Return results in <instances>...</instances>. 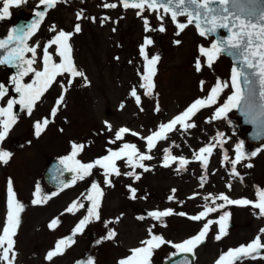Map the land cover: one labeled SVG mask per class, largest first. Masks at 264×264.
<instances>
[{
	"label": "rangeland",
	"instance_id": "1",
	"mask_svg": "<svg viewBox=\"0 0 264 264\" xmlns=\"http://www.w3.org/2000/svg\"><path fill=\"white\" fill-rule=\"evenodd\" d=\"M38 2L39 0H27L18 10L25 12L28 8L35 9ZM105 3H116L117 7L104 8ZM21 12H11L9 18L0 21V38L8 34L6 27H12L17 22L15 17ZM81 12L82 18L77 20V13ZM136 12V9H124L119 0H67L49 9L37 33L28 41L29 45H40L37 49L39 61L44 43L55 35L49 31L51 26L71 32L74 25L79 23L81 31L74 33L70 40L72 57L78 70L85 73L88 83L85 86L84 79L76 77L71 86H68L70 77L65 74L57 78L58 82L44 94L31 115L19 105L13 108L17 123L0 145L13 153L7 164H0V231L6 218L9 179L16 198L25 205L20 225L13 237L16 252L13 264H78L89 257L94 264H119L120 260L131 254L130 249L140 247V242L149 238V228L153 234L161 235L165 240L181 243L196 235L207 220H216L227 211L230 213L227 235L217 241L215 236L218 225L213 224L205 242L194 250V264H215L223 252L249 243L264 228V217H259L258 210L251 206L228 205L210 213L201 221L187 218L203 211L205 204L214 206L211 200H204L209 194L216 196L224 193L231 199L255 200L256 190H264V151L259 152L255 159L251 157L238 164L236 176L231 174V164L223 161L225 151L229 160L234 158V146L240 141L244 142L248 153L262 148L259 143L247 142L237 131L235 109L225 119L206 122L210 120L216 107L231 95V87L224 89L216 105L201 109L192 118L190 122L196 127L181 131L178 126V130L169 133L168 139L157 143L156 148L149 153L153 159L144 161L150 171L144 172L139 168L135 170L140 175L139 180L122 174L110 177L112 185L107 186L103 182V170L97 167L92 170L91 176L78 180L65 190H55L43 182L42 172L46 159L69 155L73 142L85 145L77 156L83 163L107 155L109 148L118 149L124 142L134 143L142 152L146 151L145 141L131 134H126L124 140L115 144H110L109 140L114 139L115 130L120 127H127L140 136H147L157 130L161 123H167L182 113L196 99L206 97L217 79L230 85L232 63L222 54L212 68L202 63L200 72L195 69L196 60L199 58L203 62L205 59L200 56L199 47H210L211 37L200 36L193 24L176 35L177 28L171 16L163 14V10L157 13L145 9L140 16ZM158 14L163 15V20L157 19ZM104 17L107 19L103 20ZM92 18H95V22ZM145 18L154 31L145 32ZM177 21L186 23L187 18L178 16ZM162 24L165 31L160 32ZM146 37L153 41L146 47L149 58L155 55L160 57L150 96H145V90L140 88L145 65L140 47ZM176 40L180 43H174ZM54 48L55 46L50 51L54 52ZM54 58L59 61L58 57ZM34 67L40 68L41 64L38 62ZM15 71L7 66L0 67V83L10 88L5 98L0 100V107L6 106L7 99L12 96L18 99V94L9 83ZM201 81L205 82L203 91ZM24 82H31L30 77H25ZM61 84L67 89L64 92L65 100L57 115L51 117V108L62 92ZM133 88L141 98L139 106L130 95ZM157 107L159 111L156 110ZM44 118H48L50 123L37 137L34 124ZM106 121L112 125L113 131L107 130ZM218 132L224 134L226 143L223 149L218 147L222 150L220 153L213 152L205 170L199 161L193 159V153L209 143ZM165 148H170L172 155L184 157L190 163L182 171L177 170L178 161L171 163L169 167H163ZM248 163L253 166L245 167ZM117 165L121 173L132 171L124 161H118ZM202 176L205 179L201 187ZM94 181L103 191L100 219L91 221L83 232L72 236L73 228L87 214L90 206V201H85L82 197V189ZM37 185L41 195L51 196L54 192L58 194L51 196L46 203L33 205ZM130 189L136 190L135 198ZM170 195L174 196L172 201L168 200ZM74 201L84 204V207L75 214L67 213L65 209ZM169 208L174 213L184 212L187 216L171 215L156 221L142 215L144 210L163 211ZM54 218L59 219V224L50 229L49 223ZM109 230L116 235L112 239H105ZM66 237H71L74 242L62 255L51 261L46 260L47 253L55 248L57 241ZM261 239L264 242V235ZM175 252L176 249L169 244L162 245L155 250L152 263H162ZM242 264H264V259H246Z\"/></svg>",
	"mask_w": 264,
	"mask_h": 264
},
{
	"label": "snow or ice",
	"instance_id": "2",
	"mask_svg": "<svg viewBox=\"0 0 264 264\" xmlns=\"http://www.w3.org/2000/svg\"><path fill=\"white\" fill-rule=\"evenodd\" d=\"M0 21L10 17V8L20 7L26 3L27 0H0ZM67 2V0H39V5L43 6V11H34V16L30 24L26 27L12 28L9 30L6 38L0 39V65L15 69V73L11 75L9 83L13 86V90L18 94V99H7L6 106L0 107V145L6 140L12 127L17 123V115L13 112L15 105H19L22 110H25L28 115L33 113L37 103L41 100L44 94L57 83V78L65 74L70 77L68 79V86H71L72 80L76 77L84 79L85 86L87 85V77L85 73L78 70L72 57V46L70 40L74 33L81 31L79 23L74 25L71 32L63 29L57 30L56 26L50 27L49 31L55 35L43 45L42 56L37 59V49L40 45H29V39L35 35L43 21L46 12L49 9L56 7L60 3ZM119 3L124 9H136V14L140 16L145 9L163 14H170L172 22L177 28L176 35H179L185 28L191 24H195L198 34L202 37L215 35L218 30L223 29L227 35L215 39L211 46L205 48L199 47L200 56L204 57L202 62L199 58L196 60L195 69L200 72L202 63L207 67L212 68L214 62L221 54H227L234 59V66L231 71V83L223 82L217 79L214 86H212L206 97L196 99L190 104L182 113L175 116L167 123H161L157 130L152 131L147 136H140L136 131L127 127H120L115 130L114 139H110V144H115L117 141H122L126 134H131L134 137H139L146 143V151H141L136 144L124 142L118 149L113 150L109 148L107 155H103L96 160L83 163L77 159V156L84 150V144L72 143L71 152L69 155L60 159V164L64 166V170L73 173L72 184L77 180H84L86 177L92 175V170L99 167L103 170L104 184L112 185V176H132L136 180L140 179V175L136 173V169H143L144 172L150 171V168L145 165L144 161L152 160L153 156L149 153L156 148L159 141L168 139L169 133L179 130L187 131L196 127L192 122V118L204 108L216 105L220 94L225 88L231 87V95L224 100L223 104L216 107L211 120L225 119L227 114L233 109H239L244 115L249 118L250 123L258 125L264 130V0H119ZM104 8H116V3H105ZM178 16H186L187 22L181 23L177 21ZM77 20L82 18V12L77 13ZM95 22V18H92ZM104 17L103 20H106ZM157 19L163 20V15L157 16ZM103 22V21H102ZM145 32L154 31L150 28L149 21L144 19ZM160 32L165 31L163 24L159 28ZM153 41L150 38H145L143 45L140 47V54L145 60L144 71L141 76L142 83L140 88L144 89V95H152L153 77L156 75V64L160 57L158 55L149 58L146 47L151 45ZM174 43L179 44L176 40ZM54 48V52L50 49ZM30 53L28 56L26 54ZM54 57H58L57 62ZM41 64L40 68L34 67L37 63ZM25 77H30L31 82L25 83ZM204 81H201V90H204ZM61 95L55 100V104L51 108L50 116L55 117L60 106L64 103L66 87L61 84ZM8 87L4 83H0V100H3L8 94ZM130 95L135 98L137 106L141 103V98L137 95V91L133 88ZM123 107V105H121ZM159 111V108L156 109ZM50 120L44 118L36 121L34 124L35 135L39 137L49 125ZM105 127L109 132L113 131V127L107 121ZM223 133H217L215 137L210 140L205 146L199 148L193 153V159L199 161L201 167L205 170L208 167L209 158L213 154V150L217 147L223 149L226 141L223 139ZM178 147V145H175ZM163 156V167H169L171 163L178 161V171H182L190 163L184 157H177L171 154L170 148H165ZM264 151V148H258L250 153L245 151L244 142L240 141L234 146V158L229 160V156L225 151L223 154V161H228L231 164V174L238 175L236 166L242 161L255 157L259 152ZM13 153L9 150L0 147V164H7L12 158ZM118 161L124 163L132 169V171L121 173L117 165ZM245 167L251 168V163L245 164ZM205 177H201V187ZM70 186L61 182V190ZM229 189L231 185H228ZM132 197L135 198V189H130ZM175 192V189L172 190ZM58 193L54 192L51 196ZM256 199L249 200L247 198L231 199L228 195L220 193L216 196L209 194L204 197L205 201L211 200L214 206L205 204L203 211L196 215L187 216L184 212L174 213L171 208L163 211H151L148 216L156 221H161L162 218L171 215L187 216L192 221H201L210 214L224 209L228 205L247 207L251 206L258 210L259 217H264V190H256ZM51 196L41 195L39 185H37L34 193L33 205L46 203ZM103 191L98 183L92 182L91 188L85 197L90 201V206L87 208V214L79 220L72 230V236L83 232L85 226L93 220L100 219V206ZM174 199L173 195L168 197L169 201ZM216 201L223 203L217 204ZM7 212L5 222L0 231V262L3 264H13L16 258L14 251L15 241L13 237L17 233V229L21 222V213L24 211L25 205L17 198L13 191L12 181L9 179L7 184ZM84 204L74 201L68 208L65 209L67 213L75 214ZM257 214V213H254ZM230 213L224 211L216 220H207L203 224L200 231L184 240L181 243H173L165 240L163 236L153 234L152 229H148L149 238L140 242L141 246L130 249V255L119 261V264H152V257L155 250L161 248L162 245L169 244L176 249V253H186L194 255V250L203 244L210 231V226L218 225V233L215 239L219 241L227 235L228 221ZM118 219V218H117ZM143 219V217H138ZM108 223V222H106ZM59 224V219L54 218L49 223V228H55ZM116 233L109 230L105 239H112ZM262 235H264V228H261L259 234L249 243L242 244L236 248H230L223 252L215 264H242L246 259H264V242H262ZM74 241L71 237L58 240L55 248L49 251L45 257L46 260L51 261L54 257L62 255L64 250L69 247ZM99 243V241H98ZM171 259V256L169 257ZM78 264H94V261L89 257L86 261L78 262ZM178 264H188V260L184 259Z\"/></svg>",
	"mask_w": 264,
	"mask_h": 264
},
{
	"label": "water",
	"instance_id": "3",
	"mask_svg": "<svg viewBox=\"0 0 264 264\" xmlns=\"http://www.w3.org/2000/svg\"><path fill=\"white\" fill-rule=\"evenodd\" d=\"M29 24V23H28ZM28 24L24 25L23 27H26ZM221 30V29H220ZM220 30L214 36V40L218 38H222L227 35L226 31L224 30V35L220 33ZM3 52L0 51V55H2ZM227 57H229L232 62L234 63V59L232 56H229L227 54H224ZM237 115L241 118L237 122L238 129L240 131H243L244 128L249 127V129L246 131V137L251 141H259L261 139H264V130H262L258 125L248 122L249 118L242 113L241 110L237 109ZM45 179L48 183H50L53 186L60 187L61 182L65 184H69L72 181L73 173L65 171L64 166L60 164L59 159H48L47 164L45 166V173H44ZM187 259L188 264L191 263V255L186 253H180L177 255L174 259H172L167 264H178V262Z\"/></svg>",
	"mask_w": 264,
	"mask_h": 264
}]
</instances>
